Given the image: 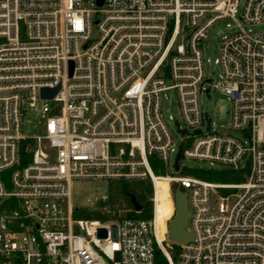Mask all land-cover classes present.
Returning a JSON list of instances; mask_svg holds the SVG:
<instances>
[{
  "label": "built area",
  "instance_id": "2783aa9c",
  "mask_svg": "<svg viewBox=\"0 0 264 264\" xmlns=\"http://www.w3.org/2000/svg\"><path fill=\"white\" fill-rule=\"evenodd\" d=\"M227 19L211 84L203 45ZM262 23L264 0H0V264H155L156 249L169 264H264V32L245 28ZM202 95L228 96L241 137L212 129ZM183 158L243 180L189 176ZM76 180L147 181L152 216L103 194L101 220L76 219ZM177 186L188 245L169 238Z\"/></svg>",
  "mask_w": 264,
  "mask_h": 264
},
{
  "label": "rangeland",
  "instance_id": "374dc122",
  "mask_svg": "<svg viewBox=\"0 0 264 264\" xmlns=\"http://www.w3.org/2000/svg\"><path fill=\"white\" fill-rule=\"evenodd\" d=\"M246 0H240L241 7L244 6ZM247 30H252L255 32H264V23L262 24H252L245 26ZM236 22L230 19L220 20L210 29L207 38L204 41L203 50L205 56V69L206 73L210 79H212L211 84H215L219 81L221 70L216 64V59L220 55V47L223 38L226 35H230L236 32ZM177 97L175 93L169 92L167 94V99L164 101V112L166 115L178 116L177 110ZM202 104L204 105L205 111L209 113L212 119V129L224 134H232L237 137H241L239 132L232 130L231 128V101L228 96L221 95L220 101L215 106L213 101L208 99L207 95H202ZM28 133H34L31 130L30 125L26 126ZM174 136L179 142V136L174 131ZM176 155V154H175ZM181 165L185 167L184 173L189 176L197 177L196 171L200 168L210 169L212 166L208 163L198 162L192 159L183 158L181 160ZM227 173H224V183H235L238 181V172L232 171L230 169ZM174 173V169L170 170V173ZM132 183V182H131ZM223 183V182H222ZM114 182L107 181H91V180H76L73 184V200L78 208L81 210L77 212L76 219H93L101 217L95 216L91 211L95 207H100L101 205L97 203L96 200L100 199L103 194H113L112 185ZM114 198V199H113ZM112 198V203L120 204L115 197ZM103 221V218H102ZM75 234H81L78 227L74 229Z\"/></svg>",
  "mask_w": 264,
  "mask_h": 264
},
{
  "label": "trees",
  "instance_id": "16d2710c",
  "mask_svg": "<svg viewBox=\"0 0 264 264\" xmlns=\"http://www.w3.org/2000/svg\"><path fill=\"white\" fill-rule=\"evenodd\" d=\"M158 159L154 157L152 159V166L154 168V172L157 174H165V169H159L157 166ZM228 170L226 169H207V168H200L196 171L197 177L213 181V182H223L225 180L224 173H227ZM238 175V181L235 183H239L243 180V177L239 174ZM113 194L111 197H115L116 200L122 205L124 202H126L127 206L130 207L132 198H134L140 205H141V213L135 215L136 218L139 219H149L152 216V205L149 201V196L152 193V187L151 184L147 181H134L132 183L125 182V181H116L112 185ZM114 199V198H113ZM173 211V205L172 202L169 200V202L166 204V207L163 212V216H169ZM181 251V246L172 244L170 248V253L172 255V258L174 262L177 261V257ZM155 264H169L167 258L163 255V253L156 249L155 252Z\"/></svg>",
  "mask_w": 264,
  "mask_h": 264
},
{
  "label": "water",
  "instance_id": "95a60500",
  "mask_svg": "<svg viewBox=\"0 0 264 264\" xmlns=\"http://www.w3.org/2000/svg\"><path fill=\"white\" fill-rule=\"evenodd\" d=\"M104 0H98V5L102 6ZM71 63V70H72ZM60 87L55 89L43 88L41 90V97L44 99H51L55 96ZM210 125V120H209ZM24 152V148L22 149ZM180 155H177L175 169L178 170V161ZM176 215L175 218L170 222L169 225V238L172 242L180 245H188L192 241V236L190 232L187 231V226L189 224L190 211L188 208L187 194L183 192L179 186L176 187L174 193ZM132 202L137 210H140L141 205L133 198Z\"/></svg>",
  "mask_w": 264,
  "mask_h": 264
},
{
  "label": "bare ground",
  "instance_id": "6f19581e",
  "mask_svg": "<svg viewBox=\"0 0 264 264\" xmlns=\"http://www.w3.org/2000/svg\"><path fill=\"white\" fill-rule=\"evenodd\" d=\"M169 202V199L168 200H165L162 205H160L159 207V211L161 212L162 216H163V212H164V209L166 207V204ZM173 212V211H172Z\"/></svg>",
  "mask_w": 264,
  "mask_h": 264
}]
</instances>
